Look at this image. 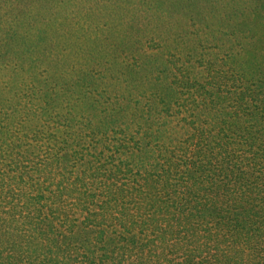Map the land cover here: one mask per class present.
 Returning <instances> with one entry per match:
<instances>
[{"label":"trees","instance_id":"1","mask_svg":"<svg viewBox=\"0 0 264 264\" xmlns=\"http://www.w3.org/2000/svg\"><path fill=\"white\" fill-rule=\"evenodd\" d=\"M62 1L0 3V264H264L259 168L183 60L158 69L167 24L89 2L73 33L46 24Z\"/></svg>","mask_w":264,"mask_h":264},{"label":"rangeland","instance_id":"2","mask_svg":"<svg viewBox=\"0 0 264 264\" xmlns=\"http://www.w3.org/2000/svg\"><path fill=\"white\" fill-rule=\"evenodd\" d=\"M9 1L11 0H2L0 3L6 7ZM24 1L22 0L23 3ZM26 1L29 4L34 2ZM128 1L129 8L119 0L117 3L113 1L111 5H106L105 0H75L73 10L72 0L59 3L55 1V5H50L52 9L49 12L52 14L46 24H55L58 28L73 33L81 31L89 21L81 14L82 6L89 2L94 3L89 10L91 18H95L92 23L96 20L98 24V20L100 22L103 19L99 11H116L119 10L118 5H122V11L125 8L126 13L142 10L154 21L166 23L173 36L163 47L164 41L158 40L161 46L158 50L159 54L162 53L159 56L168 58L169 61L165 65L157 63L158 69L166 68L169 75L176 69L175 63L180 64L182 60L185 62V73L188 74L190 83L195 81L194 90L202 92L208 116L212 122L218 121L216 127L214 125L216 137H222L227 142L230 150L227 151L230 153L228 156L238 163L255 164L260 169H256L259 177L255 179H260L264 186V0ZM107 4L110 2L107 1ZM103 6L104 8H100ZM22 15L23 13L17 22L19 26L25 24V18L21 19ZM233 16L235 19L231 20ZM3 18L7 16L0 14V23ZM32 18L35 19L31 21L32 24L38 23L36 16ZM159 30L161 29L157 27L153 29L154 38L158 39L163 35ZM188 37L196 38L195 43L189 42L188 45L187 42L184 45V38L189 40ZM236 65L242 67L239 74H233ZM204 114V118H207V113ZM223 121H234L239 126L230 131Z\"/></svg>","mask_w":264,"mask_h":264}]
</instances>
